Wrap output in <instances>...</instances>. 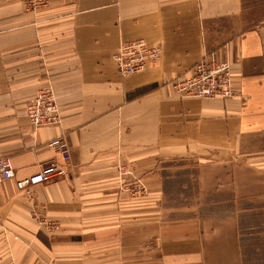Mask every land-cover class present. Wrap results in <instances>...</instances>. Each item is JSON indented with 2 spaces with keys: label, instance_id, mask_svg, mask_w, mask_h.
Returning a JSON list of instances; mask_svg holds the SVG:
<instances>
[{
  "label": "crops",
  "instance_id": "0c3cea01",
  "mask_svg": "<svg viewBox=\"0 0 264 264\" xmlns=\"http://www.w3.org/2000/svg\"><path fill=\"white\" fill-rule=\"evenodd\" d=\"M137 39L160 53L125 76ZM211 51L234 96L179 93ZM45 87L62 119L35 126ZM59 137L67 175L29 197ZM2 156L0 264H264V0H0Z\"/></svg>",
  "mask_w": 264,
  "mask_h": 264
},
{
  "label": "built area",
  "instance_id": "2783aa9c",
  "mask_svg": "<svg viewBox=\"0 0 264 264\" xmlns=\"http://www.w3.org/2000/svg\"><path fill=\"white\" fill-rule=\"evenodd\" d=\"M160 53V48H152L144 39L123 42L113 52V60L118 71L127 76L144 70L147 60ZM231 63L217 58L215 51L206 53L192 68V74L183 82L175 85L179 93L201 98L227 99L234 96L236 89L230 76ZM25 114L35 126L59 124L62 119L61 108L51 88L40 89L28 102ZM49 146L58 148L62 162L50 159L44 162L39 171L28 177L16 180L18 190L33 197L36 185L52 182L67 175L66 166L71 155L68 142L55 138ZM127 173V172H126ZM14 164L10 156L0 157V184L14 176ZM51 229H59L56 221L49 223Z\"/></svg>",
  "mask_w": 264,
  "mask_h": 264
},
{
  "label": "rangeland",
  "instance_id": "374dc122",
  "mask_svg": "<svg viewBox=\"0 0 264 264\" xmlns=\"http://www.w3.org/2000/svg\"><path fill=\"white\" fill-rule=\"evenodd\" d=\"M24 1L26 2L28 8L31 6H34L36 4H42L45 2V0H24ZM178 163H180V162H178ZM188 193H192V195H197L196 193H194V190H191V192L188 191ZM254 243H259V240H254Z\"/></svg>",
  "mask_w": 264,
  "mask_h": 264
}]
</instances>
